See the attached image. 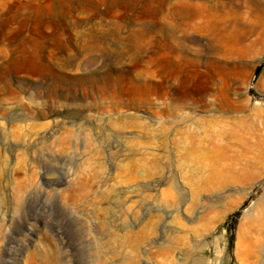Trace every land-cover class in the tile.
<instances>
[{"label":"rangeland","instance_id":"obj_1","mask_svg":"<svg viewBox=\"0 0 264 264\" xmlns=\"http://www.w3.org/2000/svg\"><path fill=\"white\" fill-rule=\"evenodd\" d=\"M0 264H264V0H0Z\"/></svg>","mask_w":264,"mask_h":264}]
</instances>
